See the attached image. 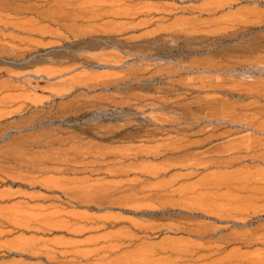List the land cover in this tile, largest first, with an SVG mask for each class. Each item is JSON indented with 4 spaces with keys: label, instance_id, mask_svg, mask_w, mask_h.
Here are the masks:
<instances>
[{
    "label": "rangeland",
    "instance_id": "374dc122",
    "mask_svg": "<svg viewBox=\"0 0 264 264\" xmlns=\"http://www.w3.org/2000/svg\"><path fill=\"white\" fill-rule=\"evenodd\" d=\"M0 1V264H264V0Z\"/></svg>",
    "mask_w": 264,
    "mask_h": 264
},
{
    "label": "bare ground",
    "instance_id": "6f19581e",
    "mask_svg": "<svg viewBox=\"0 0 264 264\" xmlns=\"http://www.w3.org/2000/svg\"><path fill=\"white\" fill-rule=\"evenodd\" d=\"M3 1V0H2ZM1 2V1H0ZM4 8V7H3ZM6 26V25H5ZM84 155V154H83ZM200 160V159H199ZM222 160V159H221ZM206 162H208V161H206ZM227 162V161H226ZM216 164V163H215ZM218 164H220V163H218ZM2 170V169H1ZM225 174V173H224ZM229 174V173H228ZM215 176H216V174H215ZM224 176H226V175H224ZM212 177V176H211ZM234 177V176H233ZM223 178V177H222ZM231 178V177H230ZM215 179V178H214ZM208 181H210L209 179H208ZM212 181H214L213 179H212ZM219 181V180H218ZM202 182H204L205 184H206V182H207V180L206 181H202ZM211 182V181H210ZM221 182V181H220ZM198 183V182H197ZM213 182H211L210 184H212ZM200 184H202V183H200ZM205 184H203V185H205ZM215 184H217V183H215ZM202 187V186H201ZM216 187V186H215ZM208 188V187H207ZM256 189V188H255ZM99 191V190H98ZM103 204V203H102ZM207 204H208V202H207ZM210 204V203H209ZM202 207V206H201ZM246 207V206H245ZM207 208V207H206ZM218 211V210H217ZM247 239V238H246ZM245 240V239H244ZM248 240V239H247ZM163 247V246H162ZM165 247V246H164ZM171 250V249H170ZM172 250H176V249H172ZM172 250H171V252H172ZM179 253L182 251H180V250H177ZM184 251L185 250H183V253H184ZM190 252V251H189ZM188 252V253H189ZM180 257V256H179Z\"/></svg>",
    "mask_w": 264,
    "mask_h": 264
}]
</instances>
